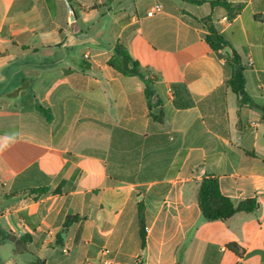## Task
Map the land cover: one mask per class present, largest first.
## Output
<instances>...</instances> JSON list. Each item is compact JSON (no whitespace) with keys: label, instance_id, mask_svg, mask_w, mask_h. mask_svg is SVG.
Here are the masks:
<instances>
[{"label":"crops","instance_id":"0c3cea01","mask_svg":"<svg viewBox=\"0 0 264 264\" xmlns=\"http://www.w3.org/2000/svg\"><path fill=\"white\" fill-rule=\"evenodd\" d=\"M215 1L0 0V264H104V249L112 264H264V0ZM117 44L151 72L157 108L109 67ZM207 176L256 209L205 219Z\"/></svg>","mask_w":264,"mask_h":264},{"label":"trees","instance_id":"16d2710c","mask_svg":"<svg viewBox=\"0 0 264 264\" xmlns=\"http://www.w3.org/2000/svg\"><path fill=\"white\" fill-rule=\"evenodd\" d=\"M69 1L74 2L75 0ZM210 4L212 6H224L226 8H229L227 0H218L215 2H211ZM206 40L214 51L225 57V55L223 54V50L224 48H226L227 42L221 34H219L215 29L211 28ZM226 58L228 66L231 70V78L228 81V86L237 95L239 103L252 104L251 100L248 98L245 92L244 68L242 67L240 56L234 53L233 58ZM108 65L123 76H139L144 79L147 84L146 97L149 102V106H153V99L156 94L152 88L153 80L151 78V72L147 69H144L139 62L135 61L131 57L125 46H123L122 44H117L115 46L114 54L109 60ZM159 105L160 102H158L155 108H157ZM258 108L264 110V108L262 107ZM36 109L38 112L46 116L48 121L52 120L49 113L45 109H43L41 105H37ZM154 118L157 121L162 122V111H160L159 115L157 117L155 116ZM40 192L44 193L45 190H41ZM198 199L203 217L210 221L227 220L238 212H253L257 207V202L254 200L236 204L230 199L225 198L220 192L217 179L211 176H207L203 179L200 185ZM80 220L81 219L78 216L67 218L64 225L65 229L79 222ZM139 227L141 247L142 249H144L146 247L145 210L141 203H139ZM32 264L46 263L40 259H36Z\"/></svg>","mask_w":264,"mask_h":264},{"label":"built area","instance_id":"2783aa9c","mask_svg":"<svg viewBox=\"0 0 264 264\" xmlns=\"http://www.w3.org/2000/svg\"><path fill=\"white\" fill-rule=\"evenodd\" d=\"M161 11H162L161 5H155L154 8L149 12L148 16H154L155 14H157ZM84 58H85V60H90L91 55L86 54ZM249 65L250 66L253 65L252 60L249 61ZM63 252L67 253V250L65 249V250H63ZM109 254H110V251L108 249H104V250L100 251V258L104 264H112L111 261L109 260Z\"/></svg>","mask_w":264,"mask_h":264},{"label":"water","instance_id":"95a60500","mask_svg":"<svg viewBox=\"0 0 264 264\" xmlns=\"http://www.w3.org/2000/svg\"><path fill=\"white\" fill-rule=\"evenodd\" d=\"M75 19H76V16L73 14V15H72V18H71L72 26H74V24H75ZM223 53H224L227 57L233 58V53H232V51H231L230 48H228V47L224 48ZM157 102H158V98L155 96V97H154V100H153V104H154V105H157ZM36 103L39 104V101H36ZM63 235L65 236V234H63Z\"/></svg>","mask_w":264,"mask_h":264},{"label":"rangeland","instance_id":"374dc122","mask_svg":"<svg viewBox=\"0 0 264 264\" xmlns=\"http://www.w3.org/2000/svg\"><path fill=\"white\" fill-rule=\"evenodd\" d=\"M39 57L43 59V56L40 55ZM20 64H21L20 62H16V63L12 64L10 68H15V66L22 68V66H20ZM4 75L6 76V72H4ZM25 82H27V81H25ZM4 84L6 85V79L4 81ZM4 94H6V91L3 92L1 90V88H0V102L3 101V100H5V98L3 97Z\"/></svg>","mask_w":264,"mask_h":264}]
</instances>
